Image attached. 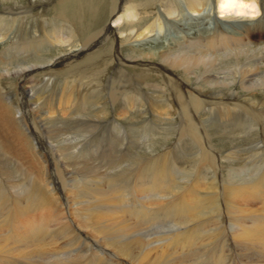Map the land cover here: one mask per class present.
Listing matches in <instances>:
<instances>
[{
    "label": "bare ground",
    "instance_id": "bare-ground-1",
    "mask_svg": "<svg viewBox=\"0 0 264 264\" xmlns=\"http://www.w3.org/2000/svg\"><path fill=\"white\" fill-rule=\"evenodd\" d=\"M67 1L68 0H60L58 4L66 3ZM157 1L158 5L155 4L157 6V11L154 13L153 22H148V24L143 27L138 25L139 29L137 28L136 20L142 18L140 16L141 14L136 10L137 8H135L137 6L134 0L113 1L116 5L112 8L114 10L110 22L105 24L102 29L100 28V31L94 33L92 36H88V40L83 47L79 48L75 46L71 51L63 53V55L46 65L47 68L64 70L71 67V65L78 60L93 54L95 56V52L100 47H103L113 34H120L121 38L124 37L126 41L129 40V42L132 36L133 38L150 40V38L154 36L159 38L163 34L162 36L166 39L165 42L152 39L155 43L157 41L158 44L156 43L157 45L153 49H149L148 52H143L138 55L137 60H140V62L135 64L136 69L139 67L138 71H136L138 73L136 74L138 78L135 77V80L143 81L144 79L152 81V89L143 92L146 98H150V101L153 100L157 106H160V108L165 107L167 110H170L171 107L179 109L178 112H180L183 120L185 116L184 122L187 123L188 126L191 125L192 128H196L198 133L200 132L197 125L200 124V120L197 116L198 113L196 114L195 111L198 112L202 107H218L224 109L225 112H228L227 109L231 111L236 108L239 109V111L242 110V114L244 112L245 115L249 110L253 111L250 105H252V108H259V105L264 108V101L259 102L257 99L253 102L251 101V104L248 105L250 93H255L257 91L264 92V0H156V2ZM53 8H55V5ZM7 10L11 12H0V46H4L8 52L9 50L12 51L11 47L17 42L16 40L21 42L26 38L20 35V31L25 34V36H28L31 32L28 33V28L19 26L14 28L12 26V23L16 22L19 18L20 23L26 19L28 14H30L29 11L14 8H7L6 11ZM151 12L149 13L151 14ZM63 26L65 30L62 29L58 31V29H55V31L46 34V36L49 37L48 39L51 45L58 44L61 46H70V42L73 38V29L67 24ZM58 32L61 33V36H59L60 34H58ZM64 33L65 35H63ZM164 43L166 44L163 45ZM42 45L43 44H41V47ZM14 49L15 48H13V51ZM25 52L27 51L25 50ZM118 52L120 53L119 47ZM19 58H21V56ZM8 74L10 73L8 72ZM4 77H6V75ZM23 78L24 77L21 76V80H23ZM50 82L51 81H48V83L44 82V86L47 87ZM116 85H114V87ZM129 88L131 89V87ZM73 90H75L74 87L65 85L64 89L61 90L62 96L60 95L56 100L49 99V101L45 103L42 101V105L45 104L47 108H45L46 110H40V108H42L41 105L37 108L43 116L41 120L47 121V125H49L50 122L55 123L57 127L59 122L63 123L62 125L67 123L68 121L55 119L53 117V115L57 113L60 114V109L57 110L58 106H62L61 109L67 107L66 109H62L65 111L62 112H64L63 115L68 116L72 112V106L77 105V112L75 114L79 115L80 113L81 115L80 106L86 105L87 99H85V96L81 97L80 94V101L77 102V98L74 99ZM240 90L245 92L244 95L239 94L238 91ZM22 92L24 94V91ZM115 92L117 91L115 90ZM140 92H142V90ZM111 93V96L114 95L113 91ZM7 94V92H5V94L0 93V157L4 158L5 161L7 159L10 162L16 163L19 168L28 167V170L24 169L22 171L28 176L26 180L29 182V189H27L25 185L26 182H21L23 179L19 182L12 176L13 174H10V171L6 168V164L9 161L5 164L2 160L0 163L2 172L0 174H5L8 178V189L10 186L13 190L14 188L18 191L20 190L19 192L22 194L21 198H18V202H13L15 207L12 206L13 208H9L7 200L9 201L10 198L7 199L5 196L3 197V193H6V191L3 192V183H0L2 185L0 186V213L2 210L4 213L6 212L5 214L3 213V219L0 222V255L5 256L3 260L6 263L21 259L26 262L25 264H264V173L259 175V177H257V174H254L255 177L252 176L250 179H243L235 174L233 168L229 170L230 167H227L226 169L229 170V173H227L229 175V180L223 177V182L225 184V187H223L225 189L223 193L224 202L223 205H221L216 191V186L218 185L216 183L217 181L214 182L212 180L213 182L209 181V183H206L207 179L204 178V175L199 177L197 173L196 175L195 173L188 175V172H183L180 170L179 166H177V160H179V158L176 157L174 151L164 147L167 151L160 154L152 152V148H150L148 154L150 158H146H149L150 161L148 160V162H146L145 167H143L141 172L135 177L139 183H142L140 184L142 186L137 184L138 186L134 189V193L136 194H131L133 197H138V199L141 195H148V202L150 203L152 197L151 201L153 203L152 205L150 203L146 206L143 205L141 208H136L135 211H132V214L129 213V210L124 208L125 204L123 200L127 192L123 190L119 191L116 189L115 185L116 181L118 182L119 180L128 178V176H126L128 171H131V176L137 174L134 171L135 158L126 161V163L121 159V166L119 165V169H125L116 173V169L112 167L113 173L115 172L114 176H109L108 173L101 172L102 169L97 168V165L90 163V161H82L79 158L75 162L66 163L68 167L66 169L69 170L65 171H68V174H74V172L84 174V183L86 185L83 184V186H79L74 178H67V176H64L62 178L60 177L59 185L55 181V183L52 184V189L48 188L47 185L49 184L47 183V187L45 188V183H41L43 180L40 171L36 170L34 160L29 157L30 154L27 155L26 153L27 146L30 145L29 140L20 126H18L16 115H14L12 109L9 108L4 101ZM8 96L10 97V95ZM121 96L123 95L121 94ZM124 96L126 99H130L126 102L127 107L131 104L135 105V98L131 99L129 94H125ZM252 96L253 94L251 97ZM40 98L42 99V97ZM40 98H38L37 101H41ZM7 99L9 98L7 97ZM19 105L21 104L19 103ZM149 105L150 104H148V106ZM157 106L153 105L152 107ZM245 107L247 108L245 109ZM102 110L105 111V109ZM188 110H190V114L187 112ZM30 111L29 113H31ZM129 111L130 109L128 108V112ZM93 115L94 114H92V117H90L87 122L79 119V123L76 124L81 129H88L87 126H90L92 129L96 128L107 119H96ZM44 116H46V118ZM17 118H19V116ZM67 118H69V116ZM228 121L231 120L228 119ZM22 122H20V125L23 126ZM118 125L119 124H117V126ZM62 130L60 129L57 131ZM201 132L204 133L206 143H210L207 130L203 129ZM188 133L195 136L192 129L188 130ZM59 135L61 136V132L53 133L49 141L57 144L54 145V148L56 146L57 149L60 150L61 148L59 145L65 140L55 141L59 139ZM37 136H39V134ZM98 136L101 137L102 134ZM111 137L115 136L111 135ZM87 140H89V138ZM97 141H99L98 143H102L101 138ZM146 141L147 140H145V142ZM65 142L67 143V141ZM80 144L81 142H79L77 146ZM46 149L48 150V148ZM59 150L57 151L60 152ZM69 151L71 150L66 151V154ZM107 155H109V153ZM181 156L182 154L180 157ZM199 156L201 155L198 154V158ZM74 157L75 153H72L70 158L73 160ZM85 158L88 159L87 157ZM91 161L93 162V160ZM10 162L8 164H10ZM122 163L124 164L122 165ZM36 165H40L39 162L38 164L36 163ZM86 165L91 166L92 170L86 169ZM223 170H225V168H223ZM55 174L58 176L60 172L57 170ZM36 175H38V177L35 178L34 176ZM46 175L44 174V176ZM90 177L92 179H88ZM22 178H24V176ZM201 179L202 182L200 181ZM46 180L48 182V179ZM4 186H6V184ZM57 186L62 188V193H59L58 196L62 195L64 197V195H66L67 198L72 201V206L81 214H75L76 211L74 214L69 211L66 214L64 212L60 214L57 210V205H55L56 200L54 197L56 194L53 193V190L55 191V187ZM104 188L108 189L105 190ZM256 202L260 203L263 209H254L252 206L253 203ZM80 203H83V205ZM127 207L128 206H126V208ZM134 215L135 219L132 217ZM158 216H162L164 221L168 222L169 220L168 224H170L172 226L171 228L174 230L170 232L171 230L169 231V229L171 228L166 226L169 228V233L167 231L166 234H158L154 231L150 232L149 228L151 226L149 222L152 218H159ZM226 216L227 218L224 219ZM222 223H225V225L223 226ZM147 225L150 227H147ZM73 231L83 232V234L88 232V236L90 235L93 239L97 238L98 241H102L105 248H101L100 250L95 247L97 250L99 249L97 252L87 251L86 253H80V251L76 252L75 249H73L75 251H72L71 249L75 242H72L70 238H74L72 237L74 234ZM86 238L88 239L89 237ZM60 241H62V243H59ZM89 241L92 240L90 239ZM95 242L96 240H94V243ZM226 243L236 244L234 249H237L239 252L236 254L237 257L239 256L237 262L229 263L231 258L228 254H226L227 256L225 255ZM70 247L72 248L69 249ZM91 251L95 250L92 249Z\"/></svg>",
    "mask_w": 264,
    "mask_h": 264
},
{
    "label": "rangeland",
    "instance_id": "rangeland-1",
    "mask_svg": "<svg viewBox=\"0 0 264 264\" xmlns=\"http://www.w3.org/2000/svg\"><path fill=\"white\" fill-rule=\"evenodd\" d=\"M59 1L60 0H0V12L1 13L11 12L10 10L6 11L7 8L22 9L23 11L30 12V14H28V17L24 19L21 23H20V18H19L16 22L12 23V26L14 28L18 26L22 28H28L27 29V31H29L28 33L30 32L31 33L28 36H25V34L21 33L20 31L19 32L20 35H23V37H26V38H24L21 42L16 40L17 42H15L14 45L11 47L12 51L8 49L9 51L7 52V49L4 48V46L2 45L0 46V58H1L0 59V88H1L0 93H4V94L5 92L8 93L7 97L10 100L7 99L6 97L4 101L5 103H7L6 105L12 109L14 115H16V122H18L17 123L18 126H20L21 130L24 132V134L27 136L29 140L30 145L27 146L26 153L27 155L29 154L31 155V156L29 155V157L32 160H34V163H35L34 166H36L35 167L36 170L40 171V175L43 180L41 183L43 182L45 183V188L48 186L49 189H52L51 188L52 184L55 183V181L59 185L60 177L62 178L64 176L65 177L67 176V178H74V180L77 182L79 186H83V184H85L84 174H80L78 172L77 173L74 172V174H68L69 172L65 171V170H69V169H66L68 168L66 163L75 162L79 158L82 161L83 160L87 162L90 161V163L97 165L98 166L97 168L102 169L101 172L108 173L109 176L111 175L114 176L115 172L119 173L120 171L125 169V168L119 169V165L121 166V159L123 162L126 163V161L132 160L135 158L134 171L137 174H135V176H131V173H130L131 171H128L126 175L128 176V178H125V180H119L118 182L116 181V185L114 182L116 189H118L119 191L123 190L127 192V195L123 194L126 196L124 197L123 201H124V204L128 207L126 208V206L124 205V208L129 210L130 211L129 213L132 214V211H135L136 208H141L143 205L146 206L150 203L152 205L153 203L151 201L152 197L150 199V203L148 202L149 201L147 199L148 195L147 196L141 195L139 199L138 197H133L131 195L132 193L135 195L136 193H134L135 192L134 189H136L138 185L142 184V183H139L135 177L138 175L139 172H141L143 167H145L146 162H148L150 158V156H148L150 152V148H152V152H157L159 154L164 151H167V149L165 148H168L169 150H173L174 153L176 154V157L179 158V160H177V166H179L180 170H182L183 172L184 171L188 172V175H192L194 173L195 175L197 173V176L199 177H202L204 175V178L207 179V181L205 180L206 183H209V181L210 182L217 181L216 183L218 185L216 186V191L218 193L219 201H221V205H223V202H224L223 193L225 189L223 177L224 179L227 178L226 180H229L228 178L229 175L227 174L229 173L228 172L229 170L233 168V170L235 171V174L238 177L243 178V179L245 178L250 179L252 178V176L255 177L254 174H257V177H259V175L264 173V108L261 105H259V108H252V105H250L251 104L250 102L251 101L253 102L256 99L259 102L264 101V92L257 91L255 93H250L251 95L253 94L252 97L249 94L250 98H249L248 105H250V108L253 109V111L249 110L247 112L248 115L246 112H245L246 115L244 114V112L242 114V110L239 111V109H236V108L231 110L232 114H231L230 109H227L228 112L227 111L225 112L224 109H221L218 107H202V109L199 110L200 112L195 111L196 114L198 113L197 116L200 120V124L197 125V128L200 132L198 133L196 128H192L191 125L188 126V124L184 122L185 116L183 120V118L180 115V112H178L179 109L175 107H171L170 110H167V108L165 107L160 108V106H157L155 102H153V100L150 101L149 100L150 98L148 97L146 98V95H144L143 92L144 91L146 92V91H149V89L150 90L152 89L151 88L152 81L149 78L148 79L150 81L144 80V79L143 81L135 80L136 79L135 77H137L136 74H138L136 71H138V68H139L137 66L138 68L136 69L135 64L140 62V60H137L138 55L142 54L143 52H148L149 49L151 48L153 49L158 44L157 41H156L157 43L156 44L155 41H153L152 39H158L159 41L165 42L166 39L164 38V36H162L163 34L159 38L154 36L150 38V40L149 39L142 40L136 37L133 38L132 36L130 38V42L129 40L126 41L124 37L121 38L120 34L119 35L113 34L111 36L112 38L110 37L109 41H107L105 45H103V47H100L95 52V56L93 54V55L85 57L84 59L78 60L77 62L73 64L74 66L71 65V67L64 69V70H56L55 68L51 69L50 67L47 68L46 65L51 63L57 57L63 55V53L71 51L72 48L74 49L75 46L79 48L83 47L85 42L88 40V36H92L94 33L100 31L102 27L105 26V24H108L110 22L112 13L114 10L112 8H114L116 5L115 4L116 0H68L66 3L58 4ZM134 2L137 6L135 7L137 8L136 10L141 14L140 16L142 18V19L136 20V25H137V28L139 29L138 25L143 27L144 25L146 26L148 22L150 23L153 20L154 13L157 11V6L155 4L158 5V1L156 2V0H134ZM54 5H55V8H53ZM149 12H151V14ZM62 24L63 25L67 24L71 27V29H73L72 30L73 38H72V41L70 42V46L69 45L61 46L58 44L51 45V42H49V39H48L49 37H47L46 34L49 32L55 31V29L56 30L58 29V31L62 29L65 30ZM59 26H61L62 28ZM58 34H60L59 36H61V33L58 32ZM63 35H65V33ZM41 44H43L42 47H41ZM165 44L166 43H164L163 45ZM118 47L120 49L121 55L118 52ZM13 48H15L14 51H13ZM24 49L27 52H25ZM134 51L137 53H135ZM7 53L8 54L10 53V54L8 55ZM20 56L21 58H19ZM129 56L130 57L133 56L131 57L132 59ZM121 59H123L124 61ZM8 72L10 74H8ZM3 75L4 76L6 75V77H4ZM21 76L24 77L23 80H21ZM48 81H51L50 84H48L47 87L44 86V84L48 83ZM155 81L159 82L158 80H155ZM65 85L66 86L69 85L70 87L75 88L76 91L73 90L72 92L74 93V99L77 98L76 99L77 102L80 101L79 99H80V94H81V97L85 96V99H87V102H86L87 104L85 103L86 105L80 106L82 108V109L80 108L81 115L80 113L79 115L75 114L77 112L76 110L78 106L73 105L71 109L72 112L70 115H68L69 118H67L68 117L67 115H63L65 111L62 110V109H66L67 107L66 108L63 107L61 109L62 106L61 107L58 106L57 110L60 109V114L57 113L53 115V117L55 119L65 120L68 122L65 123L64 125H62L63 123L59 122L58 127H57V124L55 125V123H51V122L49 123V125H47L48 124L47 121L41 120L43 116L40 113V110H46L45 108H47L46 105L45 104L42 105L41 102L42 101L43 103L48 102L49 99L56 100L61 95V90L64 89ZM114 85L116 86L114 87ZM128 86L131 87V89ZM2 89L4 90V92ZM115 90L117 92H115ZM139 90L140 91L142 90V92H140ZM22 91H24V94ZM112 91L115 96L117 95L116 97L114 95L111 96ZM77 92H80V93H77ZM238 92L241 95H244L245 93V92H242V90ZM121 94L123 96H121ZM125 94H129V97L131 99L135 98L136 106L134 104H131L128 107L126 106V102H128L130 99L129 98L126 99L124 96ZM139 94L141 95L143 94V95L141 96ZM8 95H10V97ZM40 97H42V99ZM38 98H40L41 101H37ZM19 103L21 105H19ZM148 104L150 105L148 106ZM40 105L42 108H40L39 110L37 108L40 107ZM153 105L157 107H152ZM128 108L130 109L129 112H128ZM246 108L247 107H245V109ZM102 109H105V111H103ZM29 111L31 113H29ZM259 111H262V112H259ZM187 112L189 114L191 113L190 110H188ZM92 114H94L93 117H96V119L107 118L106 120H104L106 122L103 121L99 126H97L96 128H92V129L90 126H87L88 129H81L80 127H78L76 123H79L78 122L79 119L87 122V120L90 117H92ZM239 114H242V115H239ZM128 115H130L132 118ZM18 116L19 118H17ZM46 116L44 117L46 118ZM26 119L27 120L29 119V120L27 121ZM228 119L231 121H228ZM34 120L35 121L37 120V121L35 122ZM20 122L23 123V126L20 125ZM117 124L119 125L117 126ZM54 125H55L56 130L54 128ZM60 127H62L63 130ZM60 129L62 131H57ZM191 129L195 133V136L192 135L191 133H188V130H191ZM203 129L207 130L208 137H210L209 138L210 143H206L204 133L201 132ZM55 131L61 132V136L59 135L58 137L59 139L55 141H62V140L67 141V143L65 141L63 143H60L59 145L61 148L60 150L57 149L56 146H55L56 149L54 148V145H57V144H54L52 141H49L51 140L50 137L53 135V133H57ZM38 134L39 136H37ZM100 134H102L101 137L98 136ZM111 135L115 137H111ZM179 137H180V140L182 141L179 140ZM88 138L89 140H87ZM100 138H101L102 143H98L99 141H97V140H100ZM36 139H39V140L41 139L40 140L41 142ZM145 140L147 141L145 142ZM79 142H81V144L77 146ZM45 147L48 148V150ZM57 150H59L60 152H58ZM68 150H71L69 151L70 154L69 152H67L66 154V151ZM71 152L73 154L75 153V157H74L75 159L73 158V160L70 158L72 154ZM37 153L39 154V156ZM108 153L109 155H107ZM175 154H174V157H175ZM181 154L182 156L180 157ZM198 154L201 155L199 156L200 159L198 158ZM59 155L60 156L62 155V156L60 157ZM54 157L58 160H56ZM85 157H87L89 160L86 159ZM147 157L149 158L146 159ZM2 160L3 162H5V164L7 161H9L7 159L5 161L4 158L0 157V163ZM91 160H93V162ZM9 162H7L6 168L10 171V174L11 175L13 174L12 176L19 182L23 179L21 182H26L25 185L27 186V189H29L28 188L29 182L26 180L28 176L27 174L25 175V173L22 171L24 169L28 170V167L25 166L23 168H19V166H17L16 163L11 161L10 164H8ZM38 162L40 165H36V163L38 164ZM116 163H119V164H116ZM123 164L124 163H122V165ZM112 167L116 169L114 173L112 171L113 169ZM227 167H230V169L227 170L226 169ZM223 168H225L226 171L223 170ZM11 169L13 170V172ZM86 169L91 171L92 167L86 165ZM57 170L60 172L61 176L60 175L56 176L55 171ZM1 172L2 171L0 169V173ZM44 174L45 175L47 174V175L44 176ZM23 176L24 178H22ZM34 177L36 178L38 177V175ZM219 177L222 179H220ZM46 179H48V182ZM88 179H92V178L90 177ZM200 181L202 182V179ZM0 183L1 184L3 183L2 184L3 185L2 190H4L3 192L6 191V193H3V197L5 196L7 199L10 198L9 201L7 200V203H9L8 204L9 208L15 207L13 202L15 203L18 202L17 201L18 198L20 199L22 196V194L19 192L20 190L18 191L15 188L13 190V188H10V186L8 189L9 181H8V178L5 176V174H0ZM46 183L49 185H47ZM1 184L0 186H2ZM5 184L6 186H4ZM61 189L62 188L60 186L59 187L57 186L55 187V191L53 190V193L56 194V196L54 195L56 197V198L54 197V199L56 200L55 205H57L56 206L58 208L57 210L60 212V214L61 213L63 214V212L66 214L68 213V211L74 214V212L76 211L75 214L77 213L79 215L80 212L72 206V201H70L66 195H64V197L62 195H60L61 197L58 196L59 193H62ZM104 189L107 190L108 188H104ZM129 201L131 202V204ZM80 204L83 205V203H80ZM252 207L254 209H260V210L263 209L262 205L257 202L253 203ZM3 213L4 211L2 210V212L0 213V222L3 219L2 216L6 212L4 214ZM132 217L133 219H135L134 218L135 215ZM226 218L227 216L224 219ZM161 221H162V225H161ZM166 222L167 221H164V219H162V216H160L159 218H152L151 221L149 222L151 227L148 225L147 227H150L149 228L150 232L154 231V232H157L158 234H166V231L169 233L170 230H171L170 232H172L174 229H172L171 228L172 226L168 224L169 220L167 224ZM222 224L223 226L225 225V223H222ZM166 226L170 227L171 229L167 228ZM73 232L74 234L72 235V237L74 238L73 239L70 238V239L72 242L73 241L75 242L73 243L75 246L73 245L72 246L73 248L72 247L69 248V249L72 248L71 249L72 251L76 250V252L80 251V253L81 252L86 253L87 251L97 252L99 251V249L101 250V248H105V245L103 244L102 241L99 240L100 241L99 242L97 238L93 239V237H90V235L88 236L87 234L88 232L86 234L85 233L83 234V232H78V231H73ZM86 237H89L92 241H89L90 239L89 238L87 239ZM94 240H96L98 244L96 242L94 243ZM59 243H62V241H60ZM233 244L226 243V247L228 250L225 247V250H226L225 255L228 254V256L231 258L229 263L237 262V260L239 259V256L237 257L236 255L239 252L237 249L236 250L234 249V246L236 244L235 245ZM95 247L99 249L97 250V248ZM92 249L95 251H91ZM4 258H5L4 255H0V264H21V263L25 264L26 263L21 259H18V261H11V263H6L3 260Z\"/></svg>",
    "mask_w": 264,
    "mask_h": 264
}]
</instances>
